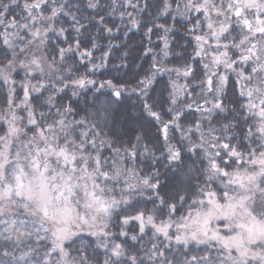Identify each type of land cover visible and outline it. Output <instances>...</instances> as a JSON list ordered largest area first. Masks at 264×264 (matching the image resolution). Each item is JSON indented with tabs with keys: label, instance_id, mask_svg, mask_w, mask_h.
Returning a JSON list of instances; mask_svg holds the SVG:
<instances>
[{
	"label": "snow or ice",
	"instance_id": "6c2138e0",
	"mask_svg": "<svg viewBox=\"0 0 264 264\" xmlns=\"http://www.w3.org/2000/svg\"><path fill=\"white\" fill-rule=\"evenodd\" d=\"M0 264H264V0H0Z\"/></svg>",
	"mask_w": 264,
	"mask_h": 264
},
{
	"label": "trees",
	"instance_id": "16d2710c",
	"mask_svg": "<svg viewBox=\"0 0 264 264\" xmlns=\"http://www.w3.org/2000/svg\"><path fill=\"white\" fill-rule=\"evenodd\" d=\"M139 38H140V37H139V34H137V35L134 37V40H135V41H138V40H139ZM135 54H136V53H135V52H133V55H135Z\"/></svg>",
	"mask_w": 264,
	"mask_h": 264
}]
</instances>
